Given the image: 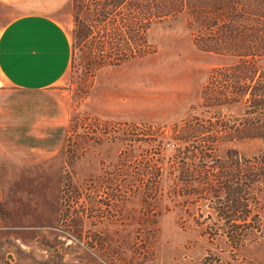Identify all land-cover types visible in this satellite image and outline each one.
Wrapping results in <instances>:
<instances>
[{
  "label": "rangeland",
  "instance_id": "374dc122",
  "mask_svg": "<svg viewBox=\"0 0 264 264\" xmlns=\"http://www.w3.org/2000/svg\"><path fill=\"white\" fill-rule=\"evenodd\" d=\"M20 13L56 20L71 45L70 0H0V26ZM146 39L152 51L116 66L71 46L56 86L66 103L59 148L0 162V264H264V187L251 196L254 223L249 230L236 223L246 231L233 243L213 198L198 195V178L178 195L166 176L175 171L172 129L215 113L197 106L202 86L213 68L236 58L194 45L183 14L154 22ZM263 148L259 138L223 133L206 164L216 173L218 163Z\"/></svg>",
  "mask_w": 264,
  "mask_h": 264
},
{
  "label": "trees",
  "instance_id": "16d2710c",
  "mask_svg": "<svg viewBox=\"0 0 264 264\" xmlns=\"http://www.w3.org/2000/svg\"><path fill=\"white\" fill-rule=\"evenodd\" d=\"M70 8L73 50L82 49L100 65L116 66L149 53L147 29L178 14L184 15L194 45L236 58L213 68L202 86L197 106L215 107V113L172 129L170 138L178 143L170 156L175 171L166 173L168 189L178 195L191 193L188 183L198 178V195L213 198V208L236 243L240 231H246L236 223L249 230L255 221L250 202L264 187V148L242 161L217 162L216 173L206 159H213V144L223 133L264 142V66L258 64L264 55V0H70ZM228 107L240 112L224 118L221 110ZM161 173L156 169L150 175L155 188Z\"/></svg>",
  "mask_w": 264,
  "mask_h": 264
},
{
  "label": "crops",
  "instance_id": "0c3cea01",
  "mask_svg": "<svg viewBox=\"0 0 264 264\" xmlns=\"http://www.w3.org/2000/svg\"><path fill=\"white\" fill-rule=\"evenodd\" d=\"M70 57L68 29L49 16L20 13L0 26L1 163L59 148L66 103L56 86Z\"/></svg>",
  "mask_w": 264,
  "mask_h": 264
}]
</instances>
